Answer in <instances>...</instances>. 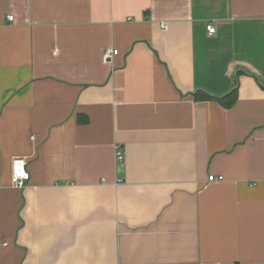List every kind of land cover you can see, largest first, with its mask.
<instances>
[{
	"label": "crops",
	"instance_id": "0c3cea01",
	"mask_svg": "<svg viewBox=\"0 0 264 264\" xmlns=\"http://www.w3.org/2000/svg\"><path fill=\"white\" fill-rule=\"evenodd\" d=\"M0 264H264V0H0Z\"/></svg>",
	"mask_w": 264,
	"mask_h": 264
},
{
	"label": "built area",
	"instance_id": "2783aa9c",
	"mask_svg": "<svg viewBox=\"0 0 264 264\" xmlns=\"http://www.w3.org/2000/svg\"><path fill=\"white\" fill-rule=\"evenodd\" d=\"M12 16H8V20L12 21ZM165 27V26H164ZM207 31L209 34H214V27L212 25H209L207 27ZM117 51H112L110 49H107L106 51V57H110L111 55H117ZM117 160L120 162L122 161V154L120 151L117 152L116 154ZM11 183H13V186L15 188L21 189L24 187L29 180V172L26 168V161L24 158H17L13 160L11 164ZM209 181H214L216 178L214 176H209ZM222 177L217 178V180H222Z\"/></svg>",
	"mask_w": 264,
	"mask_h": 264
},
{
	"label": "trees",
	"instance_id": "16d2710c",
	"mask_svg": "<svg viewBox=\"0 0 264 264\" xmlns=\"http://www.w3.org/2000/svg\"><path fill=\"white\" fill-rule=\"evenodd\" d=\"M235 92H233V94H234ZM195 99H197V100H207V99H209V96L208 95H204L203 93H197V95H195ZM215 101H217V102H219V104L220 105H224L225 107H227V108H229V107H231L233 104V97H232V99L231 100H229L228 102H226V99H227V97H222V98H220V99H218V98H213Z\"/></svg>",
	"mask_w": 264,
	"mask_h": 264
}]
</instances>
